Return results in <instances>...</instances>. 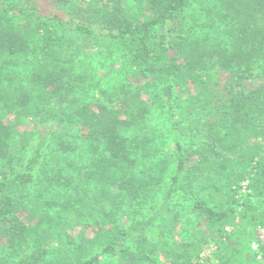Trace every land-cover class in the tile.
Masks as SVG:
<instances>
[{
  "label": "trees",
  "instance_id": "trees-1",
  "mask_svg": "<svg viewBox=\"0 0 264 264\" xmlns=\"http://www.w3.org/2000/svg\"><path fill=\"white\" fill-rule=\"evenodd\" d=\"M123 1L0 0V264H143L146 227L179 201L205 235L162 251L170 264H191L207 240L217 264H264L251 247L264 226V82L241 90L264 78V0H136L132 15ZM103 52L133 80L101 96L84 62ZM159 138L172 145L161 208L126 227L114 203L141 210L156 195L157 162L142 159L166 150L151 149ZM84 213L92 236L67 243L64 219Z\"/></svg>",
  "mask_w": 264,
  "mask_h": 264
},
{
  "label": "rangeland",
  "instance_id": "rangeland-1",
  "mask_svg": "<svg viewBox=\"0 0 264 264\" xmlns=\"http://www.w3.org/2000/svg\"><path fill=\"white\" fill-rule=\"evenodd\" d=\"M126 6V13L129 15L134 14L139 7L142 6L141 2H138L136 0H124L123 1ZM90 47V45L88 46ZM93 51H95L94 48H92ZM95 55L93 57H87L86 63L87 65H91V75L87 78V83H92V85H95L94 93L99 94L101 96L105 95H111L114 94L117 90V87L122 83H127L132 79L131 73H129V69L124 65L122 61L118 58H114L115 55H107L106 52H103L102 54L94 53ZM112 56V57H111ZM85 64V65H86ZM264 82V78L258 75H255L253 77H250L246 79L241 86V90L247 92L253 88H255L260 83ZM137 85L135 82L132 83V86ZM92 91V93H93ZM194 92V90H191ZM103 98V97H102ZM10 117V116H9ZM7 117L6 119H9ZM162 124V122H161ZM32 126V124H21L18 125L17 128L19 131L27 128L29 129ZM165 139V138H164ZM193 143H198L199 138L195 137V139L192 141ZM154 148H153V146ZM152 148L151 149H159V146H165L166 150L164 152H156L155 155L147 154L145 158L142 159V161L145 162V169L150 167V165L157 162L158 166V172L161 173V185L156 188V195L153 196V198L148 202L147 205L143 209H138V206H132L128 200L121 201L118 200L116 203H114L115 206V213L116 216L119 219L120 223H123L124 226L130 225V219H140V220H148L150 217L155 215L157 210L161 208L162 203V194L164 192V189L166 187V183L169 179V169L171 167V142L168 139H157L154 140L151 143ZM151 151V150H150ZM155 151V150H152ZM165 159H167V164L164 163ZM157 168V167H156ZM160 168V169H159ZM156 173V172H155ZM214 200L221 201L220 195H216L214 197ZM222 207L228 208L229 204L224 202L222 200ZM172 207L171 212L167 211V213H164L163 210H166L168 208H162V211L157 213L156 217L154 218L152 224L146 227L145 233L146 237L149 241V244H147L145 247H147L146 251H153L152 253H149L146 258L142 259L143 264H170L169 256L164 254L162 251H166L165 249H168L170 251H173L174 249H177V245L182 240H191V239H200L201 238V232L203 231L204 235L205 232L202 230L203 227L197 226L194 221L193 213L191 212L189 206L187 203H181L180 201L175 203L174 205L170 206ZM87 210V214H88ZM86 213H84V217L82 216L79 218L78 221L73 222L74 220L65 218L64 223H68L65 225V229L67 233L71 234L72 236H75V239L69 240L67 239V243H79L80 239L79 236L82 235L83 237H90L93 234L92 227L88 226V224L92 221L90 217H88ZM172 214H175L173 216ZM97 220L101 222V217L98 218V215H96ZM171 217H175L176 221H173V223H169L167 225V222ZM237 221L236 214H233L230 216L228 224L225 227L226 231H229L231 227L233 226V222ZM62 224V223H61ZM262 229H264V226H258L255 230V234L257 237V241H253L252 243L257 245L260 244L263 247L264 251V237L262 234ZM202 230V231H201ZM202 233V234H203ZM71 236V237H72ZM207 236V235H206ZM208 237V236H207ZM52 245L54 247H59L60 240L57 239L56 236H53L51 238ZM66 240V239H65ZM66 243V244H67ZM251 243V244H252ZM3 245V240L0 239V246ZM152 245H154V248H151ZM252 247V246H251ZM99 250V248H98ZM128 251H139L136 248V243H130ZM214 245L212 240H207L202 243V246L199 250L198 257L192 261L191 264H217V260L214 255ZM257 258L261 259V254H257ZM121 255L115 254L112 257H109V259H106L105 261L109 264H121Z\"/></svg>",
  "mask_w": 264,
  "mask_h": 264
},
{
  "label": "built area",
  "instance_id": "built-area-1",
  "mask_svg": "<svg viewBox=\"0 0 264 264\" xmlns=\"http://www.w3.org/2000/svg\"><path fill=\"white\" fill-rule=\"evenodd\" d=\"M262 234H263V237H264V229H262ZM251 246H252L253 249L256 248V244L255 243H252ZM197 264H199V263H197Z\"/></svg>",
  "mask_w": 264,
  "mask_h": 264
}]
</instances>
